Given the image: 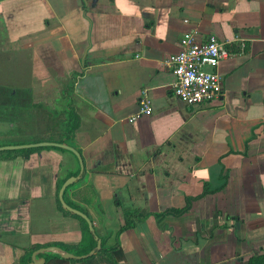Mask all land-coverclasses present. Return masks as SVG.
Listing matches in <instances>:
<instances>
[{"label": "crops", "instance_id": "0c3cea01", "mask_svg": "<svg viewBox=\"0 0 264 264\" xmlns=\"http://www.w3.org/2000/svg\"><path fill=\"white\" fill-rule=\"evenodd\" d=\"M185 32L216 35L231 52L216 67L222 94L198 105L173 95L165 63ZM0 41L24 60L7 69L24 75L8 96L28 97L25 108H0V146L79 151L82 176L63 198L106 246L117 243L118 264L264 256V0H0ZM142 91L152 113L130 122ZM14 151H0V264H28L50 245L76 254L89 239L58 193L77 158L56 146ZM190 197L182 215H153ZM126 210L150 215L116 237Z\"/></svg>", "mask_w": 264, "mask_h": 264}, {"label": "built area", "instance_id": "2783aa9c", "mask_svg": "<svg viewBox=\"0 0 264 264\" xmlns=\"http://www.w3.org/2000/svg\"><path fill=\"white\" fill-rule=\"evenodd\" d=\"M227 44L228 41H221L213 34L200 39L194 32H185L180 39V50L165 60L174 76L171 84L173 95L187 105H198L218 98L222 94L223 78L216 67L221 59L231 53ZM151 113L150 100L142 91L138 111L127 120L132 122Z\"/></svg>", "mask_w": 264, "mask_h": 264}, {"label": "trees", "instance_id": "16d2710c", "mask_svg": "<svg viewBox=\"0 0 264 264\" xmlns=\"http://www.w3.org/2000/svg\"><path fill=\"white\" fill-rule=\"evenodd\" d=\"M68 116H69V118L73 117L72 110L69 111ZM32 150H34V148L15 150L14 152L29 153ZM206 192H208V189H205L203 191V194H206ZM192 199H194V198L193 197L187 198L186 204L181 208L167 209L163 212L153 213V215L157 219H161L165 215H168V214H172L175 216L182 215L183 213H185L189 210ZM58 206L61 210L68 213L67 210L62 208L59 201H58ZM147 215H150V213H144V212H141L138 210H126V211H124V223L119 227L118 231L116 232V237H118L119 232H121L122 230H125L127 228H131L133 226V222H134L133 220L136 216H138L139 219H142V218L147 217ZM74 216L79 219V221L81 223V230L83 233V237H85L86 239L87 238L89 239V244L85 246V245H82V243H79L78 246H75L73 248L76 251L77 255L86 254L95 246L96 242L89 232L88 225H87L86 221L77 215H74ZM101 240H102V248L99 252L95 253L94 255H92L90 257L81 259L79 261H81L85 264H118L115 257L113 256V251L117 248V243L113 246L108 247L105 245L106 241L104 240V238ZM35 247H37V246H35ZM52 259L53 260L56 259L57 261H60L61 263L62 262H74V261H76L74 259H65V258H62L58 255H50V256L46 257L45 264H56V263L51 262ZM262 263H264V256L263 255L254 256L253 258L250 259V262H249V264H262Z\"/></svg>", "mask_w": 264, "mask_h": 264}, {"label": "water", "instance_id": "95a60500", "mask_svg": "<svg viewBox=\"0 0 264 264\" xmlns=\"http://www.w3.org/2000/svg\"><path fill=\"white\" fill-rule=\"evenodd\" d=\"M40 146L60 147V148H63V149H66V150L72 152L75 155V157L77 158V160L79 162V167H80L79 173L77 176H73V177L68 178L62 184V186L59 189L58 199L60 201L61 206L65 210L69 211L70 213H72L74 215L81 217L82 219H84L86 221V223L88 225L89 232H90L91 236L93 237V239L95 240L96 244L88 253L82 254V255H77V254L71 253L68 250L63 249L59 246H55V245L40 247L31 253L30 261L28 262V264H44L45 263L44 255H46V256L58 255V256L65 258V259H74V260H81V259L90 257V256L94 255L95 253H97L101 250L102 240L97 235L91 218L82 210H79V209L72 207L69 204H67L63 198V193H64L65 188L67 186H69L70 184L74 183L75 181L79 180L82 176V173L84 170V163H83V159H82V156L79 153V151H77L74 147L68 145L67 143H58V142H52V141H40V142L24 143V144L2 145V146H0V151L29 149V148H35V147H40Z\"/></svg>", "mask_w": 264, "mask_h": 264}, {"label": "rangeland", "instance_id": "374dc122", "mask_svg": "<svg viewBox=\"0 0 264 264\" xmlns=\"http://www.w3.org/2000/svg\"><path fill=\"white\" fill-rule=\"evenodd\" d=\"M19 51L14 50V48L12 46H9L8 43L4 42V41H0V85H3V87L0 88V108H6V101L7 102H12L16 104V110H19L20 107L25 108V102L27 101L28 97L22 96V97H15L12 98L10 96H8V86H9V82L11 80L16 79L17 83L18 82H23L24 80V75L22 73L19 74H11L12 72H8L7 69L10 68H14V66H21L19 68H22L23 66V57L19 56V54L17 53ZM15 82V81H12ZM7 95V98H6ZM2 96H4V98H2ZM2 110V109H0ZM12 111H10L11 113ZM19 112V111H18ZM5 115L7 113L3 112ZM16 114H18L16 112ZM7 121L3 122L6 126ZM19 130H23L20 128H18ZM17 129V131H18ZM0 137H3L0 135ZM13 138V134L11 136H7V140H11ZM74 249V248H73Z\"/></svg>", "mask_w": 264, "mask_h": 264}]
</instances>
